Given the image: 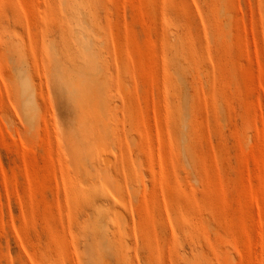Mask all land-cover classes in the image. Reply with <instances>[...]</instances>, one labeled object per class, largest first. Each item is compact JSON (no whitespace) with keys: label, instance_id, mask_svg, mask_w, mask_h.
<instances>
[{"label":"rangeland","instance_id":"1","mask_svg":"<svg viewBox=\"0 0 264 264\" xmlns=\"http://www.w3.org/2000/svg\"><path fill=\"white\" fill-rule=\"evenodd\" d=\"M0 264H264V0H0Z\"/></svg>","mask_w":264,"mask_h":264}]
</instances>
